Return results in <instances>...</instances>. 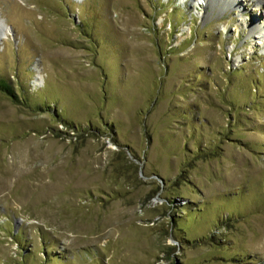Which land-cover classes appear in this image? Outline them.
Here are the masks:
<instances>
[{
	"label": "rangeland",
	"instance_id": "374dc122",
	"mask_svg": "<svg viewBox=\"0 0 264 264\" xmlns=\"http://www.w3.org/2000/svg\"><path fill=\"white\" fill-rule=\"evenodd\" d=\"M264 0H0V264H264Z\"/></svg>",
	"mask_w": 264,
	"mask_h": 264
},
{
	"label": "trees",
	"instance_id": "16d2710c",
	"mask_svg": "<svg viewBox=\"0 0 264 264\" xmlns=\"http://www.w3.org/2000/svg\"><path fill=\"white\" fill-rule=\"evenodd\" d=\"M0 89L9 94L10 96L14 97L11 87L9 86V84H7L5 80L0 79Z\"/></svg>",
	"mask_w": 264,
	"mask_h": 264
},
{
	"label": "bare ground",
	"instance_id": "6f19581e",
	"mask_svg": "<svg viewBox=\"0 0 264 264\" xmlns=\"http://www.w3.org/2000/svg\"><path fill=\"white\" fill-rule=\"evenodd\" d=\"M204 2H207V0H202ZM233 1V2H237V0H230V2ZM264 27V26H263Z\"/></svg>",
	"mask_w": 264,
	"mask_h": 264
}]
</instances>
